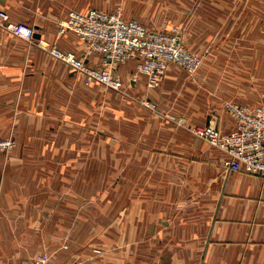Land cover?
<instances>
[{
    "label": "crops",
    "instance_id": "1",
    "mask_svg": "<svg viewBox=\"0 0 264 264\" xmlns=\"http://www.w3.org/2000/svg\"><path fill=\"white\" fill-rule=\"evenodd\" d=\"M99 6V0H0L12 20L78 55L83 41L59 33L60 22L70 10H115ZM85 60L100 66L99 53ZM123 64L119 73L136 70L134 61ZM184 73L171 64L165 84L185 83ZM137 77L128 88L143 89L145 76ZM96 86L0 26V136L17 141L7 157L0 155V264H24L40 251L50 253L49 264H264V178L227 171L221 151L164 120L151 138L141 128L135 144L120 149L141 161L109 163L125 177L94 180L85 192L83 174H69L85 169L84 148L50 139L67 136L70 122L79 129V116L70 117L71 89ZM204 93L182 98L191 120L213 118L223 131L232 129L233 118ZM64 234L68 250L60 247Z\"/></svg>",
    "mask_w": 264,
    "mask_h": 264
},
{
    "label": "rangeland",
    "instance_id": "2",
    "mask_svg": "<svg viewBox=\"0 0 264 264\" xmlns=\"http://www.w3.org/2000/svg\"><path fill=\"white\" fill-rule=\"evenodd\" d=\"M99 2V7L119 10L123 15L135 17L156 29L177 28L185 47L198 54L202 61L195 73H184V85L165 84L164 76L156 87H148L145 78L142 90L131 89L128 88V79L135 77L134 80L138 81L137 74L140 73L137 69L125 68L120 73L117 70L123 83L122 90H114L97 82L90 83L98 86L84 87L82 91L71 89L69 112L70 117L76 119L79 116V129H72L71 125L76 124L70 122V129L64 131L67 136H60L58 133L50 140L53 145H76L84 148L85 169L69 171V174H83L86 193L91 191L94 180L126 176L125 170H115L109 163L141 161L140 154L120 151L135 144L132 142L133 136L140 135L141 128L144 134L149 132L150 138L154 129L161 128L163 120L175 128L187 130L186 126L194 122L189 116H195L191 114L193 111L187 104L188 101L186 104L182 103V98L188 91L199 97L205 91L212 98L211 103L220 107L225 99L244 104L264 100V0ZM174 66L181 67L178 64ZM78 76L87 85L84 77ZM210 87V92L205 90ZM76 100L79 106H76ZM144 100L150 104L145 105ZM63 127L65 126L61 125ZM0 138L12 141L11 146L0 149V155L7 157L17 141L12 136ZM112 148H117V152L109 153L115 151ZM93 162L102 164L96 168V163ZM59 236L62 237L60 247L68 250L70 235ZM71 242L75 246V241ZM47 253L50 259V253Z\"/></svg>",
    "mask_w": 264,
    "mask_h": 264
},
{
    "label": "built area",
    "instance_id": "3",
    "mask_svg": "<svg viewBox=\"0 0 264 264\" xmlns=\"http://www.w3.org/2000/svg\"><path fill=\"white\" fill-rule=\"evenodd\" d=\"M0 26L46 50L73 72L82 75L87 83L97 82L114 90H122L117 67L127 61H134L148 87L158 86L171 64H178L185 72L193 74L202 61L198 54L185 47L177 28L156 29L135 17H124L119 10L88 7L67 13L58 32L75 33L84 44L82 55L63 50L55 41L44 37L35 38L33 25L12 20L1 7ZM90 53L100 54L99 67L86 62ZM143 102L150 104L147 100ZM222 108L234 120L232 129L223 131L211 118L203 124L191 123L186 126L187 130L224 154L222 163L227 171H243L264 178V100L244 104L225 99ZM11 144L10 139L0 138V149ZM24 264H49V254L38 252Z\"/></svg>",
    "mask_w": 264,
    "mask_h": 264
},
{
    "label": "water",
    "instance_id": "4",
    "mask_svg": "<svg viewBox=\"0 0 264 264\" xmlns=\"http://www.w3.org/2000/svg\"><path fill=\"white\" fill-rule=\"evenodd\" d=\"M39 35L37 33H34V37H38Z\"/></svg>",
    "mask_w": 264,
    "mask_h": 264
}]
</instances>
